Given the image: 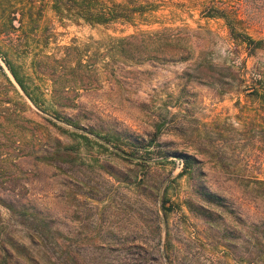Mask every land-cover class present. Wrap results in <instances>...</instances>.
Returning a JSON list of instances; mask_svg holds the SVG:
<instances>
[{"label":"rangeland","instance_id":"1","mask_svg":"<svg viewBox=\"0 0 264 264\" xmlns=\"http://www.w3.org/2000/svg\"><path fill=\"white\" fill-rule=\"evenodd\" d=\"M106 4L125 17L0 0L29 93L0 56V264L49 260L33 217L68 264H244L224 233L264 223V0Z\"/></svg>","mask_w":264,"mask_h":264},{"label":"trees","instance_id":"2","mask_svg":"<svg viewBox=\"0 0 264 264\" xmlns=\"http://www.w3.org/2000/svg\"><path fill=\"white\" fill-rule=\"evenodd\" d=\"M106 1L108 2V0H51V8L58 20H62V18H71L75 21L81 20L83 23L90 25H107L118 18L125 17L122 11L118 12L116 10V8L120 7L113 4L108 6ZM245 39H247V41H251L249 38ZM4 55L5 54H3L0 50V56H2L3 63L12 80L26 96H29L23 76L20 75L17 68L9 60H7ZM5 78V80L10 83V80L6 77V75ZM262 91L264 98V88ZM185 160V170H187V159ZM248 184L258 185L260 197L264 199V182L253 181ZM204 197L211 204H216L219 200V198L213 194H206ZM31 224L33 225V232H36L31 235L37 238L38 243L42 245V247H45L48 244L50 248V254H47V259L49 260H43L45 264H68L67 261H73V258H71L69 254L67 255V252L63 249L62 245L54 242L51 238L50 229L44 220H36L33 217ZM246 228L247 229L243 233V236L240 237L242 246L232 240L234 239L232 231H226L224 235L230 239L228 238L225 240L224 247L232 255L236 252L238 253L236 256L238 257V262H242L244 264H264V223H252L249 226H246ZM19 253L22 255L21 258L27 262L40 264L39 262L34 263V261L29 259L25 253V248H20Z\"/></svg>","mask_w":264,"mask_h":264}]
</instances>
